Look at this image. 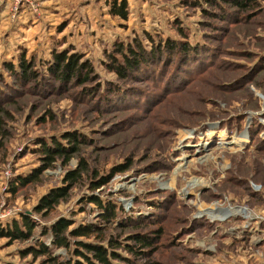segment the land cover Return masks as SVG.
Wrapping results in <instances>:
<instances>
[{
  "label": "rangeland",
  "instance_id": "obj_1",
  "mask_svg": "<svg viewBox=\"0 0 264 264\" xmlns=\"http://www.w3.org/2000/svg\"><path fill=\"white\" fill-rule=\"evenodd\" d=\"M113 1L0 0V223L28 215L36 224L25 240L0 236V264H44L23 255L42 242L62 260L73 257L52 246L51 227L62 219L118 240L115 264H264V0L248 11L226 0H127L128 19L111 13ZM135 38L150 56L119 77L118 49ZM168 39L177 51L163 45ZM159 43L163 53L152 58ZM63 53L89 74L57 76ZM23 57L37 74L24 75ZM68 135L82 141L78 150L43 167V143L72 145ZM81 160L82 180L50 213L38 211ZM194 178L204 183L190 189ZM213 204L250 215L214 220ZM157 230L155 249H127L134 234Z\"/></svg>",
  "mask_w": 264,
  "mask_h": 264
},
{
  "label": "trees",
  "instance_id": "obj_2",
  "mask_svg": "<svg viewBox=\"0 0 264 264\" xmlns=\"http://www.w3.org/2000/svg\"><path fill=\"white\" fill-rule=\"evenodd\" d=\"M231 1L233 5H236L239 9L243 11H248L251 9V6L257 2L256 0H226ZM111 13L113 15H119L123 19H128L129 17V7L127 0H114L111 5ZM168 43L167 49L170 51L178 50L179 47L176 46L174 41H166L164 44ZM162 43L156 45L153 49L152 58L156 56L158 59L160 55L163 53L164 46H161ZM191 46V42H186L183 46V52L186 53L188 48ZM119 52H122L124 57V62L121 63L119 60H115L113 64V69L119 75V77L125 78L128 75V71L138 70L141 68V65L144 61H147V57H145V46L144 44L135 38V40L128 44L126 48L118 49ZM181 54L180 51L177 52V55ZM147 55V54H146ZM150 56V54H148ZM147 55V56H148ZM57 61H55L56 66L54 71L56 75L59 77H72L76 74L82 73L83 69H86V73L89 74V65L84 64L80 65L78 61V56L75 57L67 56L66 54H57ZM177 60V59H176ZM21 66L24 68V75L29 70V63L23 57L21 60ZM177 65V61L174 62L173 66ZM178 66L175 67V70ZM62 69V71H59ZM35 71L31 70L28 74L29 77H32ZM87 79V76L82 78V82ZM81 82V83H82ZM67 142L72 143V145L62 144L58 140H53L55 143L44 142L43 147H41V151L44 153L45 157L44 166L49 167L53 164V162L57 159V157L64 158L65 161L69 159L72 153H75L78 150V146L81 145L82 141L74 136L68 135ZM66 139V138H65ZM123 169V168H122ZM88 170V165L84 160L80 161V166L77 169H72L66 175V180L69 181L66 187H60L53 189L48 195L44 196L41 199L38 207L36 208L38 211H45V215L50 213L55 206L60 202L63 197H67L69 190L77 183L82 180V177L85 172ZM115 169H112L110 176L115 173ZM109 176V177H110ZM38 177V172L33 173L28 178L18 179V184L11 185L10 190L15 193L18 191L20 186H24L26 183L30 181H34L35 178ZM107 179V178H106ZM106 179L101 178L98 181H93L91 187L95 189L100 186V183L106 181ZM88 201H95L99 204L100 207L106 208L107 206L103 205V203L98 198H89ZM114 215L116 216V212L112 207L110 210L106 209L103 217L109 222L114 219ZM137 226L141 225L142 222H136ZM72 225V222L68 219H62L55 223L51 227L53 239L52 246L54 248H66L69 250L73 257L68 260H62L59 256L55 254L52 248H50L44 242L35 245L29 246L27 249L23 251V255L32 254L36 259L40 257H44V264H115V260L118 258H122L120 253L117 251L119 247V242L115 238L111 237L105 238L103 234V230L101 227H93V226H80L75 229H69ZM36 227L35 222L31 219L30 216L24 215L20 220H14L10 224L4 226L0 223V236H7L11 238V240H25L29 238L34 229ZM152 236H148L141 233H136L132 236L135 240L134 244H128L127 249L133 253L134 255L142 256L145 255V249L148 247H153L155 249L154 243L156 239H159L161 236V231H151ZM153 237V238H151ZM83 238L91 239L94 238V241L84 240ZM77 239V240H76ZM108 240L109 248L105 245L104 241ZM98 241V242H96ZM129 262H134L135 260H131L130 258L125 257ZM120 264H125L126 262H120ZM147 264H157V263H147Z\"/></svg>",
  "mask_w": 264,
  "mask_h": 264
},
{
  "label": "bare ground",
  "instance_id": "obj_3",
  "mask_svg": "<svg viewBox=\"0 0 264 264\" xmlns=\"http://www.w3.org/2000/svg\"><path fill=\"white\" fill-rule=\"evenodd\" d=\"M206 159H209V156L208 155H204V156L200 157V160H206ZM182 168H183V166L180 165L177 169L178 170H182ZM203 183H204L203 180H201L199 178H194V179L191 180L189 186H190V189H192V188H196V187L202 186ZM214 208H217V210L218 209H220V210L215 211ZM227 211H229V213H227L229 215H237V214H244L246 216H249L250 215V212L246 208H244V207L234 208V209H226L225 210V209H222V207L221 208H218V207L214 206V204H213V206H211L210 209L207 210L208 214L210 216L214 217V220L215 219H217V220L218 219H224L226 217V216L224 217V215L226 214Z\"/></svg>",
  "mask_w": 264,
  "mask_h": 264
}]
</instances>
